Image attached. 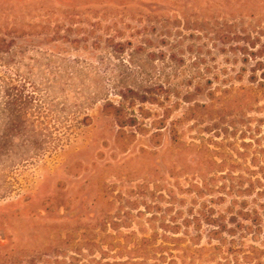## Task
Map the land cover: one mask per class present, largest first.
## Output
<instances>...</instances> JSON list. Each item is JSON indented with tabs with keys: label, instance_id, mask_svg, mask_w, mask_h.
Wrapping results in <instances>:
<instances>
[{
	"label": "rangeland",
	"instance_id": "1",
	"mask_svg": "<svg viewBox=\"0 0 264 264\" xmlns=\"http://www.w3.org/2000/svg\"><path fill=\"white\" fill-rule=\"evenodd\" d=\"M262 26L264 0H0V240L16 255L57 246L58 227L74 219L70 206L102 198L115 182L108 163L164 148L147 134L130 138L128 127L120 151L105 103H123L150 132L163 115L123 99L128 88L162 86L164 106L177 104L165 135L175 121L185 142L264 149L241 145L251 142L248 119L264 117V100H248L258 85L248 80L253 61L232 49L236 33ZM142 160L129 167L149 169L150 156ZM68 206L70 220L59 221Z\"/></svg>",
	"mask_w": 264,
	"mask_h": 264
},
{
	"label": "trees",
	"instance_id": "2",
	"mask_svg": "<svg viewBox=\"0 0 264 264\" xmlns=\"http://www.w3.org/2000/svg\"><path fill=\"white\" fill-rule=\"evenodd\" d=\"M240 33L234 35L232 49L244 63L253 61L248 80L258 85L248 100L255 103L264 100V26ZM229 38L222 34L223 43ZM162 92V86H154L121 94L163 108V115L151 122L152 132L123 103L107 102L103 113L119 127L116 141L122 153L131 142L123 140L128 127L134 129L130 138L147 134L154 147L164 148H141L138 155L108 163L117 170L109 174L115 182L105 185L102 198L70 206L74 219L58 227L57 246L51 241L44 251L16 255L1 238L0 264H264V149L230 152L225 142L212 143L220 150L206 141L185 142L175 121L165 135L161 130L177 104L164 106L158 97ZM208 98L214 100L215 92ZM140 111L143 119L151 117ZM246 130L251 142L241 145L264 146V117L248 119ZM146 154L149 169L129 167L134 162L142 166ZM70 208L62 209L59 221L70 220L64 216Z\"/></svg>",
	"mask_w": 264,
	"mask_h": 264
}]
</instances>
